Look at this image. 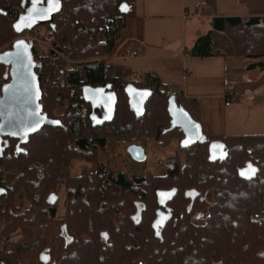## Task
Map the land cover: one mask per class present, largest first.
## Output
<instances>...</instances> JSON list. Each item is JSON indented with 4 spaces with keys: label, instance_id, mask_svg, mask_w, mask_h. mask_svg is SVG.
<instances>
[{
    "label": "trees",
    "instance_id": "trees-1",
    "mask_svg": "<svg viewBox=\"0 0 264 264\" xmlns=\"http://www.w3.org/2000/svg\"><path fill=\"white\" fill-rule=\"evenodd\" d=\"M124 1L131 5L128 14L119 9ZM21 2L0 0V49L17 40L13 23ZM62 2L51 40L62 57L72 61L44 58L36 68L43 88V112L59 119L61 125H45L31 135L22 144L23 153L16 152L17 139L9 138L0 158V188L7 190L0 202V264H43L42 252H49L57 264H264V134L219 137L203 125L204 140L181 147L184 132L172 127L168 85L154 72L124 81L115 73V65L107 62L127 26V17L134 13L135 0ZM190 53L261 59L264 16L214 17ZM258 67L264 69V62L249 65ZM8 70L0 63V79ZM130 82L153 91L142 116L129 105L125 87ZM108 83L118 95L115 117L93 126V108L82 99V89ZM179 99L203 124L199 102L184 94ZM96 112L102 115L103 110ZM142 135L163 147L178 141V148L158 164L164 174L107 173L101 153L116 140ZM218 139L226 143L229 155L212 162L209 143ZM257 152L263 161L260 176L242 179L238 170L244 165L243 158ZM76 157L94 163L97 169L70 175ZM58 184L64 185L66 196L61 219L57 204L47 202ZM172 188L178 190L168 203L173 217L161 240L152 226L160 207L157 190ZM191 189L200 194L195 201L185 196ZM209 194L212 202L206 218L193 220L192 214L206 206ZM15 196L26 198L30 205L24 208L25 200ZM137 205L144 208L140 221L133 219ZM17 229L21 236L10 240Z\"/></svg>",
    "mask_w": 264,
    "mask_h": 264
},
{
    "label": "crops",
    "instance_id": "crops-1",
    "mask_svg": "<svg viewBox=\"0 0 264 264\" xmlns=\"http://www.w3.org/2000/svg\"><path fill=\"white\" fill-rule=\"evenodd\" d=\"M134 5L131 25L127 21L108 61L116 74L133 80L154 72L166 85L181 88L199 102L204 128L215 136L264 134V69L249 68L264 57L190 53L214 17L264 16V0H135ZM229 96L234 98L227 104Z\"/></svg>",
    "mask_w": 264,
    "mask_h": 264
},
{
    "label": "water",
    "instance_id": "water-1",
    "mask_svg": "<svg viewBox=\"0 0 264 264\" xmlns=\"http://www.w3.org/2000/svg\"><path fill=\"white\" fill-rule=\"evenodd\" d=\"M30 1L31 4L13 23L14 31L17 35H22L25 31L50 23L51 35L55 28L52 22L53 16L60 11L61 1L47 0L46 6H42L45 0ZM26 2L27 0H23V6L26 5ZM119 9L122 14H128L131 5L124 1L120 4ZM33 49L32 40L19 38L13 42L10 49L0 52V63L9 69L5 74V78L9 81L3 84L0 91V158L3 157L4 151L10 143L9 138L18 139L16 152L19 154L24 152L22 144L27 143L30 136L40 131L45 125L54 127L61 125L59 119L51 118L43 112L41 105L43 88L36 71L37 64ZM125 92L128 96L129 105L137 113V116L144 115L147 101L152 96L153 91L149 88H139L134 83H128ZM82 99L92 105L93 126H100L114 119L118 95L113 90L111 83L97 87L85 85L82 89ZM97 108L103 110L102 115L97 114ZM168 111L171 116L172 127L180 128L184 132V138L180 142L181 147H190L204 140L203 124L191 116L178 97L170 96ZM128 153L137 161H144L147 157V149L142 145H129ZM228 155L229 150L223 140H213L209 143L210 161H223L227 159ZM258 171L257 166L248 162L246 166L239 169L238 173L241 178L251 180L257 176ZM6 192L5 188H0V198ZM177 192V188L157 190V200L161 208L157 210L152 226L156 237L161 240L163 239L164 227L173 217L172 209L168 203L176 196ZM199 195L196 189L188 190L185 193V196L192 201ZM58 201L59 196L55 192L50 193L47 197V202L50 205H56ZM143 211L144 208L138 207L133 219L140 221ZM40 261L43 264H49L51 255L48 252H42Z\"/></svg>",
    "mask_w": 264,
    "mask_h": 264
},
{
    "label": "rangeland",
    "instance_id": "rangeland-1",
    "mask_svg": "<svg viewBox=\"0 0 264 264\" xmlns=\"http://www.w3.org/2000/svg\"><path fill=\"white\" fill-rule=\"evenodd\" d=\"M192 14L195 13L194 10L191 11ZM127 21H130L131 25V16L127 17ZM204 30L208 29V23L205 22ZM30 36H35L39 42L36 45V51L42 55V59H48L52 62H56L59 58V61L63 59V61H68V63H71V59H66L65 57H62L61 51L58 50L57 46L53 44V41L51 40L52 34L48 33V31L43 28L42 26L40 28H35L34 30H31L29 32ZM19 37V35H17ZM16 37V39H17ZM101 39L103 36H100ZM12 45V42L2 49L0 51L8 48ZM55 53L56 56H53L52 54ZM112 56V55H111ZM107 58V62L109 61L110 57ZM67 63V62H66ZM134 80V79H133ZM7 80L5 77L0 79V87L2 88L3 84H5ZM124 81H132V80H125ZM132 83V82H130ZM144 139V144L147 146V157L144 161H137L131 157V155L128 153V146L124 145L121 140H116L114 142V146L109 145L106 150H104L101 155L100 159L103 160V163L106 167L109 166L110 169L114 170V173H118L121 171H124L130 175H149V176H157L160 174H164L162 168L158 166L159 162L161 160H164L166 157L170 156L177 148H178V141L174 140V142L170 146L163 147L159 145L155 140H150L148 136L142 135L141 136ZM252 156V153L249 154V156L244 157L243 160L247 159L248 157ZM94 166V167H93ZM93 167V168H92ZM95 168V164L88 162L84 158L76 157L71 165L70 168V175L72 176H80L85 170H91ZM92 172V171H91ZM56 188L59 189V201L57 203L58 208V218H63L64 212H65V192H64V185L58 184L56 185ZM55 192V191H54ZM52 193V192H51ZM28 205V203H26ZM21 236V232L17 231L10 237V240L17 239Z\"/></svg>",
    "mask_w": 264,
    "mask_h": 264
},
{
    "label": "flooded vegetation",
    "instance_id": "flooded-vegetation-1",
    "mask_svg": "<svg viewBox=\"0 0 264 264\" xmlns=\"http://www.w3.org/2000/svg\"><path fill=\"white\" fill-rule=\"evenodd\" d=\"M46 1L47 0H45V3L44 4H42V6H46ZM61 1V4H62V7H61V9H60V11L59 12H57L54 16H53V24L55 25V28H56V23H55V20L56 19H58L59 17H60V13H61V11H62V8H63V2H62V0H60ZM31 4V1L30 0H27V2H26V5L25 6H23V0H22V2H21V6L19 7V14H17V17H16V20H17V18L19 17V15L21 14V13H23L24 11H25V8H27L29 5ZM40 27L42 26L43 28H45L47 31H48V33H50V31L52 30V28H51V24L50 23H47V24H44V25H39ZM39 26H37V27H39ZM36 28V27H35ZM34 28V29H35ZM55 28L53 29V31L55 30ZM33 29V30H34ZM31 31V30H30ZM53 34V33H52ZM21 36V35H20ZM17 39H19V37H17ZM36 43L33 41V47H34V49H33V51H34V56H35V51H36ZM12 47V46H11ZM7 50L8 49H10L9 47L8 48H6ZM53 54H55V53H53ZM56 55V54H55ZM35 59H36V57H35ZM36 61V60H35ZM36 64H37V62H36ZM17 141H18V139H17ZM252 159H249V158H247V159H245V161H244V165L242 166V167H244V166H246V164L248 163V162H251V163H253L255 166H257L258 167V169H259V171H258V173H257V176L255 177V178H253V179H256L258 176H260V173H261V170H260V166L262 165V157L260 156V154H259V152H257V153H254V154H252V157H251ZM94 167V166H93ZM92 167V168H93ZM241 167V168H242ZM95 169H97L96 168V166H95V168L94 169H91V170H88V171H93V170H95ZM107 173H109L110 171H113L114 172V170H112V169H110L109 168V166L107 167ZM240 169V168H239ZM121 172H124V171H121ZM238 172H239V170H238ZM119 173V172H118ZM118 173H115V174H118ZM239 174V173H238ZM243 179V178H242ZM244 180H246V179H244ZM252 180V179H251ZM248 181H250V180H248ZM7 193V192H6ZM55 193H59L60 194V192H59V189H57L56 191H55ZM59 194H58V196H59ZM4 195H6V194H4ZM4 195H2L1 196V198H0V202H1V199H2V197L4 196ZM198 197H200V196H198ZM60 198V197H59ZM15 199H17L18 201H20L21 199H24L25 201V206H24V208H27L29 205H30V202L26 199V198H23V197H21V198H19L18 196H15ZM190 199V198H189ZM197 199V198H196ZM195 199V200H196ZM27 200V201H26ZM194 200V201H195ZM205 201H206V206L204 207V208H202L201 210H196L193 214H192V218H193V220H195V221H203L205 218H206V215H207V208H208V206H210V204H211V202H212V198H211V194H209V195H207L206 196V198H205ZM26 203H28V205H26ZM169 206V205H168ZM137 207H141L140 205H137ZM159 208H161V207H159ZM4 209L6 210V206H4ZM164 210H165V208H163ZM17 231H19L18 229L17 230H15L12 234H14L15 232H17ZM49 253V252H48ZM50 254V253H49ZM53 262H52V257H51V262L49 263V264H52ZM55 264H57L56 262H55Z\"/></svg>",
    "mask_w": 264,
    "mask_h": 264
},
{
    "label": "built area",
    "instance_id": "built-area-1",
    "mask_svg": "<svg viewBox=\"0 0 264 264\" xmlns=\"http://www.w3.org/2000/svg\"><path fill=\"white\" fill-rule=\"evenodd\" d=\"M36 28H40V26L39 27H36ZM29 32L30 31H25L21 36L19 35V38H24L26 40H32V41H34L37 44L39 42V40H37L35 36H30L29 35ZM35 57H36L35 60H36V62L38 64V61L42 59V55L39 54L37 51H35ZM167 94L169 96H174V97H178L179 98L181 95H183V91L179 87H175V86L168 85V87H167ZM233 98L234 97L232 96L229 99V101H227V104H230V101ZM122 143L124 145H127V146L132 145V144L142 145V146H144L146 148V145L144 144V139L141 136H133L131 138H124V139H122Z\"/></svg>",
    "mask_w": 264,
    "mask_h": 264
},
{
    "label": "snow or ice",
    "instance_id": "snow-or-ice-1",
    "mask_svg": "<svg viewBox=\"0 0 264 264\" xmlns=\"http://www.w3.org/2000/svg\"><path fill=\"white\" fill-rule=\"evenodd\" d=\"M126 10V9H125ZM254 171V170H253Z\"/></svg>",
    "mask_w": 264,
    "mask_h": 264
}]
</instances>
